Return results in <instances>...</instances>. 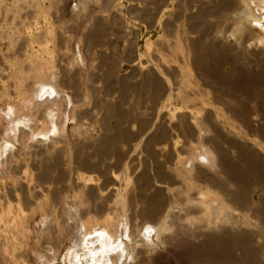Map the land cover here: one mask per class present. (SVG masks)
Wrapping results in <instances>:
<instances>
[{
    "label": "rangeland",
    "instance_id": "374dc122",
    "mask_svg": "<svg viewBox=\"0 0 264 264\" xmlns=\"http://www.w3.org/2000/svg\"><path fill=\"white\" fill-rule=\"evenodd\" d=\"M224 1L237 13L244 12L242 0ZM219 2L0 0V217L6 221L8 213L12 216L18 208L22 210L20 219L11 225L0 222V264H69L68 250L81 223L101 224L107 214L121 220V196L131 224L142 226L141 216L145 218L157 204L165 216L172 193L187 188L183 161L196 154L205 137L214 135L205 127L197 128L193 117L210 115V123L220 134L215 140L232 166L239 164L241 153L246 162L264 170L263 141L234 121L227 110L228 104H234L229 89L225 90L229 95L221 94L205 72V65L211 67L205 53L212 55L217 45L213 39ZM233 16L226 39L234 38L233 29L239 30L235 26L238 15ZM201 27H209L211 40L201 36ZM219 41L225 44L224 38ZM232 41L226 42H231L229 57L240 55L234 66L259 71L264 55L255 56L258 49L249 43L238 46ZM35 63H42L45 75L54 74L64 89L67 96L60 94L58 108L33 98L31 104L17 99L16 76H32L28 68ZM222 72L230 73V67ZM27 82L31 98L38 84ZM182 82L192 87L187 89ZM185 99L193 100L187 108L182 104ZM202 102L207 105L199 113ZM245 104L254 118L251 126L262 127V103ZM48 108L58 112L54 124L59 127L44 140L38 132L52 128ZM184 114L188 117L183 118ZM20 116L29 118L30 125L19 126L13 135L10 120ZM5 142L12 150L2 156ZM201 167L212 174L208 170L212 168ZM189 185L192 195L195 189L205 188L201 182ZM250 190L252 201L258 203L264 189L254 186ZM154 195L158 200H151ZM247 214L234 213L240 222L238 231L247 230L249 224L258 226ZM158 251L153 255L157 264H212L200 251L189 254L162 247ZM236 254L240 257L241 252ZM249 256L251 262L264 264V251ZM223 257L219 264L233 262Z\"/></svg>",
    "mask_w": 264,
    "mask_h": 264
},
{
    "label": "bare ground",
    "instance_id": "6f19581e",
    "mask_svg": "<svg viewBox=\"0 0 264 264\" xmlns=\"http://www.w3.org/2000/svg\"><path fill=\"white\" fill-rule=\"evenodd\" d=\"M242 1L244 12L250 15L249 18L243 15L240 16L244 12L237 13L236 10L225 5L224 0H220L219 21L215 24L218 27L215 39H213L214 42H217V45H215L212 55L205 53V56H208L206 58L211 61V67L205 65V72L217 84V90L221 94H228L225 90L229 89L230 95H228L234 104H228L227 110L234 121L241 124L242 127H247L250 135L256 134L264 143V65L255 73H252L249 67L247 69L235 67V60L238 62L240 55H236L233 59L229 57V50L232 48L231 42L226 43L231 40L237 43L238 46L249 43V47L251 45L258 49L255 52V56L256 53L264 55V0H253V6H251L249 0ZM233 15H238L235 26L239 30L234 32L235 30L233 29L231 35L234 38L227 37L226 39V34L231 28L229 23L234 18ZM206 23L207 21L204 22V24ZM253 24L257 25L258 28L253 26ZM208 28H200L202 37H209L206 31ZM219 38H222V40L224 38L225 44L219 41ZM251 54L254 55V52ZM34 57L40 61V57L35 54ZM76 60L79 61V58L76 57ZM257 61L260 63L259 60ZM225 66L226 68L227 66L230 67V73L222 72ZM31 68H28V73H31L32 76H16L18 81L17 85H15L17 99L23 103L28 100L30 103L33 98L44 105L48 103L56 105L60 94H65L60 82L58 83L55 77H52L54 74L45 75L46 68L43 67L42 63H35ZM27 81H32V85L38 84L31 98H29V94L32 89H29L24 84L25 82L29 83ZM181 85L187 89L192 87V84H185L184 82ZM180 93L182 92L180 91ZM197 95L200 96V94ZM65 96L67 95L65 94ZM66 98L69 102L68 97ZM60 99L61 103L65 102L62 96ZM251 100L255 105L258 104V101L262 103L263 113L261 114V121L263 126L257 129L251 126V121L254 118L246 112L245 101L247 103L248 101L251 102ZM190 101L193 100H182V104L187 108V103ZM216 103L224 104L222 100H216ZM17 104L16 106H18ZM206 105L202 102L198 112L202 113ZM37 109L38 106H34V110ZM182 109L179 108L177 110L180 111ZM46 114L52 124V128L38 132L44 140H48L49 132L54 135L56 126L59 127L54 124V119L57 118L58 112L48 108ZM35 115L37 116V114ZM187 117L188 114L183 115V118ZM254 117H259V115ZM37 119L39 120L40 118L38 117ZM192 119L195 121L197 128L202 130L205 127V129L213 132L214 135L205 137L201 146L197 148L196 154L191 155L188 162L183 161L182 165L185 168L186 175L184 182L187 188L177 194L172 193L168 204L170 209L166 215H161V205L157 204L147 212L145 218L141 216L144 222L142 226L131 224L126 217L128 206L125 203L124 196H121V220H116L117 216L113 217L107 214L106 218L102 219L101 224H98V222L92 224L81 223L80 229L75 234V241L68 250V254L72 257V261L69 264H157L154 262L153 255L159 252L160 247L172 252L183 251L189 254L192 251H194V254L196 251H200L203 258L210 259L212 264L222 262L224 255L232 259L233 262L230 264H238L240 261L245 264H258L257 262H251L249 253L264 251V194L259 197L258 203H254L251 199L252 191L250 187L258 186L264 189V170H261L262 167L260 166V168L259 165H255L253 162H246L242 158L241 153L238 159L239 164L232 166V164L228 163L226 154L221 148L222 144L220 146L215 140L220 137V134L217 128L214 129L215 126L210 123L212 121L210 115L205 118L196 116ZM10 121V131L13 135L20 130L19 126L27 128L30 125V119L21 118V116L15 117ZM7 150L11 151L12 146L5 142L1 149V155L5 156ZM201 166L212 168L208 169L213 171L212 174H206L205 171L200 170ZM167 179L173 185L174 180L171 177ZM190 181L201 182L205 187L204 190L203 188L195 189L194 194H190L189 192L193 191L189 185ZM180 195H183V199L180 198ZM151 200H158V195L151 197ZM17 210L12 216L8 213L9 219L6 221H4L3 216L0 217V222L2 221L8 226L15 220L20 219L22 210L19 208ZM76 212L78 211L76 210ZM237 212L243 213L246 217H248L247 213H250L249 217L253 218L263 231L252 224L247 225V230L238 231L240 222L235 221L234 218V213ZM182 223H186V225H182ZM191 227L194 229H190ZM200 238H202L201 242L197 243V245L194 244V240H199ZM236 252H241L240 257L237 254L235 255Z\"/></svg>",
    "mask_w": 264,
    "mask_h": 264
}]
</instances>
